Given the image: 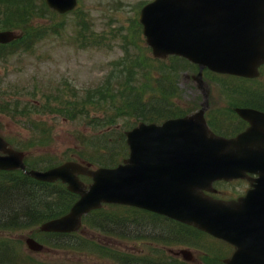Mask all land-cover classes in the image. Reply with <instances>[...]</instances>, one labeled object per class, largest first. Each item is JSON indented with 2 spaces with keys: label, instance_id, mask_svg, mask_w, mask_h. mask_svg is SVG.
<instances>
[{
  "label": "water",
  "instance_id": "water-1",
  "mask_svg": "<svg viewBox=\"0 0 264 264\" xmlns=\"http://www.w3.org/2000/svg\"><path fill=\"white\" fill-rule=\"evenodd\" d=\"M48 1L60 9L75 4V0ZM142 19L159 54H183L201 67L209 64L217 70L253 75L254 58L264 56V0H155L143 9ZM13 37L11 31H0V41ZM250 131L231 139L216 136L199 113L167 120L162 126L142 124L134 129L129 135L130 157L115 168L92 170L69 161L46 171L31 169L28 173L39 179L62 178L71 190L82 194L68 214L43 226L72 230L78 228L84 212L102 201L135 204L193 222L218 235L223 233L238 244V254L244 259L241 264H264L254 261L257 256L264 260L262 249L257 253L237 241L240 229L235 204L211 201L200 192L214 179L237 176L240 169L252 165L264 168V147L248 145L253 143ZM0 144L7 145L1 136ZM8 151L0 156V167H24L23 154ZM155 162H162L161 168H171L174 178L162 183L146 174L145 170L158 169ZM169 162L178 164L170 166ZM78 173L93 177L88 189ZM260 186L264 187V180Z\"/></svg>",
  "mask_w": 264,
  "mask_h": 264
},
{
  "label": "rangeland",
  "instance_id": "rangeland-1",
  "mask_svg": "<svg viewBox=\"0 0 264 264\" xmlns=\"http://www.w3.org/2000/svg\"><path fill=\"white\" fill-rule=\"evenodd\" d=\"M25 1L31 3L28 4L27 13L32 16L36 15L35 19H32L33 25L29 27L30 30H24L23 34L29 33L37 36L40 31H49L50 33L45 34L48 36L43 40L36 42L32 51L22 50L18 52L16 50L7 59H0V101L19 99L22 102L26 101L30 107H34L35 104L43 106L49 103L60 107L66 99L75 97L73 93H70L66 83L73 84L71 87L77 89L79 96L84 94L87 97V91L89 89L95 90L96 85L103 80L104 75L110 69V62L122 55L126 38L121 35L113 36L110 40L111 48L105 44L81 47L73 38L76 28L72 12L66 14L65 29L61 33H56L50 28H44L52 27L53 19H56V17L49 18L47 16L51 13L45 0ZM138 1L85 0L81 7L86 9L88 13L91 12L90 17L94 28L103 32L110 31L119 24H127V20L133 14L130 4H136ZM14 9L19 10L18 2L14 3ZM43 15L45 16L43 17ZM16 18L17 14L12 12L10 21H15ZM108 19L112 20L114 24H108ZM1 25L6 24L0 21V28L3 27ZM178 68L182 73L180 86L183 93L177 95L172 93L169 83L160 82L162 86L159 87L155 82L158 79L156 71H153L154 82L147 81L142 85L138 80H134V72H131L123 77L124 84L136 92L146 90V94L150 96L159 93L176 95L172 97L174 110L181 109V111L186 110L191 113L200 107L204 91L202 87L198 86L199 81L192 78L193 75L197 74V69L186 62H182ZM156 69L158 70V67ZM202 78L208 83L207 93L213 104L221 96L218 85L221 84L223 78L211 77V74L206 73L202 75ZM258 80L264 85V75ZM204 85L207 86V84ZM58 87H61L60 89L65 87L66 94L58 92ZM262 87L264 86H260L262 94H256L260 97L264 95V88ZM77 99L79 104L87 103L89 99L90 105L87 106L86 117L83 114L80 116L73 114V117L67 118L63 114L53 111L34 112L32 114L34 122L43 125L48 122L53 129L47 131L48 137H43L45 134L43 128L37 131V137H42L44 141L41 145L32 147L30 151L27 150V154H29L27 160H32L33 165L45 166L52 161H64L73 158L81 162L86 161L85 163H89L91 167L95 168L100 164L115 163L116 160L123 161L127 157L129 150L123 139L124 130L141 121L143 119L142 113L136 114L126 95L123 98L117 97L113 105H111L110 98L109 100L99 93H93L90 98L81 97V99ZM117 105L121 108L124 106L121 112H118ZM68 108L70 107H65V110ZM25 117L20 112L16 113V119L4 115L3 133L15 141L26 140L32 134V129L28 123H24ZM104 121L105 124H100ZM34 133H36L35 130ZM105 143L113 144L107 150ZM105 158L109 159L106 160ZM31 204L30 201L28 205ZM115 207L120 217L123 214L128 215L130 212L128 209ZM122 223L119 222V224ZM121 250L122 246L120 253L123 252ZM88 257H91L90 253Z\"/></svg>",
  "mask_w": 264,
  "mask_h": 264
},
{
  "label": "flooded vegetation",
  "instance_id": "flooded-vegetation-1",
  "mask_svg": "<svg viewBox=\"0 0 264 264\" xmlns=\"http://www.w3.org/2000/svg\"><path fill=\"white\" fill-rule=\"evenodd\" d=\"M235 103L264 111V97L220 96L214 101L215 105L209 102L208 106V110L213 105L223 113V118L213 125L215 131L232 136L250 124L238 114L236 108L239 106L233 105ZM223 184L222 189L211 194L225 200L240 199L250 188L247 178ZM20 198L23 197L13 194L6 201L0 200V221H12L0 225V264H229L228 260L237 249L232 242L143 209L148 216L158 219V223L140 219L137 225L130 220L116 224L114 215L108 210L105 218H97V221L89 218L91 223L82 224L77 231L42 230L41 224L19 223L20 216L32 214L34 210L29 208L27 197ZM255 211L253 220L260 230L256 238L264 242V208L258 207ZM53 212L60 214L63 210ZM30 220L28 216L26 221ZM194 231L200 239H195ZM29 238L40 246L30 247ZM121 246L123 252L120 253Z\"/></svg>",
  "mask_w": 264,
  "mask_h": 264
},
{
  "label": "trees",
  "instance_id": "trees-1",
  "mask_svg": "<svg viewBox=\"0 0 264 264\" xmlns=\"http://www.w3.org/2000/svg\"><path fill=\"white\" fill-rule=\"evenodd\" d=\"M17 14H18V19H16V22L18 23V24H22L23 26H25V25H27V23H26V21L24 20V18H23V14L22 13H18L17 12ZM9 24H10V22H9ZM12 25H15L14 23H11ZM85 104H82V106H84ZM26 175H24V174H22V173H18V181H17V191L19 192V194H23L24 192H27V191H31V188H29V185H31L32 184V182L30 181V180H27L26 179ZM14 186V185H13ZM8 190H11V188L9 187L8 188ZM2 196V194L0 195V200H1V198H3V197H1ZM3 196H6L5 195V193L3 194ZM50 217H52V215L50 214V215H48L47 216V218H50ZM39 218V217H38Z\"/></svg>",
  "mask_w": 264,
  "mask_h": 264
}]
</instances>
